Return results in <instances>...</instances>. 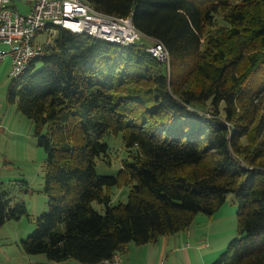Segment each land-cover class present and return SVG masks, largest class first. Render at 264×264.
I'll use <instances>...</instances> for the list:
<instances>
[{"label": "trees", "instance_id": "1", "mask_svg": "<svg viewBox=\"0 0 264 264\" xmlns=\"http://www.w3.org/2000/svg\"><path fill=\"white\" fill-rule=\"evenodd\" d=\"M82 1L131 17L170 60L57 29L53 47L12 80L9 101L47 156L50 200L21 251L101 264L188 230L233 194L238 236L213 264H264V0ZM120 134L130 160L99 176L105 140ZM128 186V202L112 206L105 191ZM23 216L0 191V229Z\"/></svg>", "mask_w": 264, "mask_h": 264}, {"label": "rangeland", "instance_id": "2", "mask_svg": "<svg viewBox=\"0 0 264 264\" xmlns=\"http://www.w3.org/2000/svg\"><path fill=\"white\" fill-rule=\"evenodd\" d=\"M17 5L21 14L29 13V6L22 1ZM35 43L53 46L54 37L46 31L38 35ZM139 43L151 46L146 40ZM0 49L8 48L0 45ZM10 72L11 61L7 59L0 65V191L6 193L10 209L24 205L28 217L10 220L0 229V264H37L46 256L26 255L20 246L35 231L37 218L49 212L50 200L45 194L47 156L38 145L34 122L19 112L16 103L9 101L8 89L13 80ZM105 141L109 146L108 157L97 160L96 172L99 176H116L123 162L130 160L129 152L121 134L111 135ZM130 191L128 186L105 193L111 196L112 206H117L128 202ZM93 208L105 213V207L97 203ZM237 211L235 195H228L215 215L198 214L188 230L163 237L157 243L129 244L131 253L120 252V259L122 262L126 259V264H213L238 236Z\"/></svg>", "mask_w": 264, "mask_h": 264}, {"label": "built area", "instance_id": "3", "mask_svg": "<svg viewBox=\"0 0 264 264\" xmlns=\"http://www.w3.org/2000/svg\"><path fill=\"white\" fill-rule=\"evenodd\" d=\"M18 1L29 6L28 14L20 13ZM57 29L125 47L146 40L151 43L148 52L153 57L167 64L170 60L166 48L137 31L131 17L106 15L82 0H0V45L8 48L0 49V65L9 59L10 76L19 79L30 63L53 47L35 43L38 35L47 31L55 37ZM101 264H121L120 256L116 254Z\"/></svg>", "mask_w": 264, "mask_h": 264}, {"label": "crops", "instance_id": "4", "mask_svg": "<svg viewBox=\"0 0 264 264\" xmlns=\"http://www.w3.org/2000/svg\"><path fill=\"white\" fill-rule=\"evenodd\" d=\"M124 252H128V253H131V250L130 249H128V248H126L125 250H123ZM122 251V252H123ZM119 254V253H118ZM121 260V259H120ZM125 261H126V259H124ZM125 261H121V264H126L125 263ZM37 264H52V262H50L47 258L46 259H44V260H39L38 262H37ZM58 264H74V261H68V262H64V263H58Z\"/></svg>", "mask_w": 264, "mask_h": 264}]
</instances>
